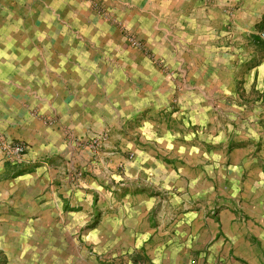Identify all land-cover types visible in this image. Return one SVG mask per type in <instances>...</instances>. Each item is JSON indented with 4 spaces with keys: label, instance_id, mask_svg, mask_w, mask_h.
I'll list each match as a JSON object with an SVG mask.
<instances>
[{
    "label": "crops",
    "instance_id": "1",
    "mask_svg": "<svg viewBox=\"0 0 264 264\" xmlns=\"http://www.w3.org/2000/svg\"><path fill=\"white\" fill-rule=\"evenodd\" d=\"M111 1L170 70L183 58L168 35L186 34L181 88L92 0H0V254L18 255L8 242L43 219L63 235L91 224L111 236L120 211L140 248L157 239L166 252L159 227L174 212L186 228L172 234L175 246L197 233L213 259L239 264L254 255L251 241H264V48L208 53L214 33L251 45L264 0ZM6 140L27 146L21 162L6 159Z\"/></svg>",
    "mask_w": 264,
    "mask_h": 264
},
{
    "label": "rangeland",
    "instance_id": "2",
    "mask_svg": "<svg viewBox=\"0 0 264 264\" xmlns=\"http://www.w3.org/2000/svg\"><path fill=\"white\" fill-rule=\"evenodd\" d=\"M209 1L211 0H205V2ZM111 2V0H92V6L93 9L98 10V15L106 23L114 25L119 30L121 38L126 45L138 50L144 58L157 65H161V70L172 78L175 87L179 89L180 86L181 88L185 79L188 78V68L183 59H186V53L190 52V46L192 45V42L188 40L186 34L178 32L175 33V35L174 33L168 35L171 40V45H169L171 51L176 54L178 59L183 58L181 64L176 65L174 69L170 70L166 65L160 64L163 62H161V59L154 49L149 47L143 39L139 38L137 34L127 26L122 18L120 19L117 17V13L111 12L109 10L110 8L108 9L107 4ZM114 2H117V0H114ZM126 2L127 0H119L120 4H125ZM129 4L134 3L129 1ZM188 4L190 5V3ZM230 6L231 7L226 6V8L221 7V10L230 13L234 5ZM259 20L260 22L256 24L255 33H250V35L253 36V43H251V45L248 46V44H245L247 39L243 42L244 37H242V34L229 33L221 35L214 33V38L210 37L211 45L209 48L211 49L210 54L213 53V55L208 53V56L226 59L230 56H235L234 48L237 47L249 49L252 45H255L264 48V40L260 37V33L264 31V17L259 18ZM154 30L158 31V29ZM240 42L242 43L241 45H239ZM242 48L239 53L241 58H243V56H250L249 53H247L246 50H242ZM198 51L206 54L209 50L203 49ZM242 52H246L247 54H243ZM238 57H236V60ZM181 75L183 76L181 77ZM125 197L126 193H119L120 199ZM124 204L125 203L122 201V203L112 206V209L107 210V213L118 211L119 208L124 207ZM131 204L133 203L131 202ZM217 209L216 206L206 208V216L208 214L209 217H215V215H217ZM238 210L241 211V209ZM120 212L118 215L119 222L124 223L126 217ZM177 217V214L175 215L174 212H168L164 215L165 225L161 224V227H159L158 224L156 225V227L162 229V233L166 231V234L163 236L168 237L164 242L167 241L169 246H172L171 248L166 246V252H162L158 245V242L161 243L162 241H158L157 239L153 242L149 241L147 248H140V241L134 240L132 234L128 231L129 227L127 228L126 225L121 226L118 221L112 227L113 232L111 236L109 233H104L99 236L98 226L97 230H93L96 226H92L91 224L81 230L80 233L71 230L70 234L65 233L63 235L59 233L63 226L50 224L43 219V222L38 225L24 226L23 240L8 242L9 247H16V251L19 250V254L13 257H2L0 254V264H227L225 260H221L220 258L213 259L208 253V247L211 246L212 242L207 237L206 240H203L202 238L204 237L198 236L197 233H195L192 238V240H194V237H196L192 246L188 248H183L185 245L180 247L175 246L179 242L178 240L172 239L174 238L172 234L178 237L182 230L181 227L177 225V220H179ZM246 220L245 218L244 221ZM106 229H110L109 226H104V230ZM182 232H186L185 227ZM200 235H202V233ZM63 236L64 239H62ZM184 242H186V240ZM251 243L254 249L256 248L254 255L251 253L244 255V258H241L239 264H257V257H259L264 264V241L255 240L251 241ZM194 244L196 245L195 247Z\"/></svg>",
    "mask_w": 264,
    "mask_h": 264
},
{
    "label": "built area",
    "instance_id": "3",
    "mask_svg": "<svg viewBox=\"0 0 264 264\" xmlns=\"http://www.w3.org/2000/svg\"><path fill=\"white\" fill-rule=\"evenodd\" d=\"M260 37L264 40V31L260 33ZM5 157L11 162H21L27 154V146L21 142L6 140L3 144Z\"/></svg>",
    "mask_w": 264,
    "mask_h": 264
}]
</instances>
